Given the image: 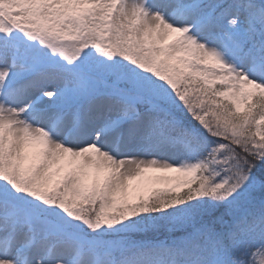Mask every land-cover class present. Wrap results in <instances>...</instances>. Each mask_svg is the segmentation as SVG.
Segmentation results:
<instances>
[{
  "label": "snow or ice",
  "instance_id": "snow-or-ice-1",
  "mask_svg": "<svg viewBox=\"0 0 264 264\" xmlns=\"http://www.w3.org/2000/svg\"><path fill=\"white\" fill-rule=\"evenodd\" d=\"M0 264H264V0H0Z\"/></svg>",
  "mask_w": 264,
  "mask_h": 264
}]
</instances>
